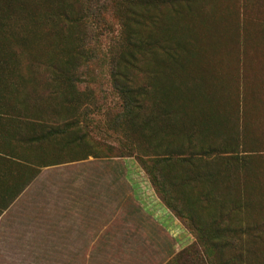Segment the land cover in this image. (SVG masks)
<instances>
[{
	"label": "rangeland",
	"instance_id": "obj_1",
	"mask_svg": "<svg viewBox=\"0 0 264 264\" xmlns=\"http://www.w3.org/2000/svg\"><path fill=\"white\" fill-rule=\"evenodd\" d=\"M0 264H264V0H0Z\"/></svg>",
	"mask_w": 264,
	"mask_h": 264
},
{
	"label": "trees",
	"instance_id": "obj_2",
	"mask_svg": "<svg viewBox=\"0 0 264 264\" xmlns=\"http://www.w3.org/2000/svg\"><path fill=\"white\" fill-rule=\"evenodd\" d=\"M137 15V14H136ZM141 15H138L140 17ZM132 44L136 45L137 43L133 40V37L130 38ZM144 43V42H141ZM143 45V44H141ZM134 58L126 59L125 62L129 65L134 63ZM116 84L118 90L122 92V96L124 100H128L133 104L134 107L138 108L142 107V97L144 95V91H146L145 86L136 85L134 81L129 77L126 71H118L116 73ZM128 104V103H126Z\"/></svg>",
	"mask_w": 264,
	"mask_h": 264
}]
</instances>
